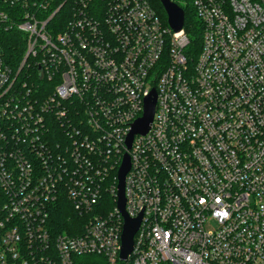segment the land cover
I'll return each mask as SVG.
<instances>
[{
	"label": "built area",
	"instance_id": "2783aa9c",
	"mask_svg": "<svg viewBox=\"0 0 264 264\" xmlns=\"http://www.w3.org/2000/svg\"><path fill=\"white\" fill-rule=\"evenodd\" d=\"M55 1L0 0V264H264V0H191L196 56L149 0Z\"/></svg>",
	"mask_w": 264,
	"mask_h": 264
},
{
	"label": "water",
	"instance_id": "95a60500",
	"mask_svg": "<svg viewBox=\"0 0 264 264\" xmlns=\"http://www.w3.org/2000/svg\"><path fill=\"white\" fill-rule=\"evenodd\" d=\"M158 1L164 10V13L166 15V21L169 28L175 33L181 31L185 21V14L183 9L179 7L178 4H176L172 0H158ZM155 102H156V94L155 91L152 90L150 95L145 99L143 116L132 125L131 132L126 140V147L128 149H130L132 139L135 135H145L148 132L153 119ZM129 168H130L129 156L128 154H125L117 174L118 184H117V201H116L117 209L124 219V225L121 234V251H120V257L122 259H126L127 256L132 252L133 238L141 222V216L137 217L136 219H130L128 218L125 212L124 182H125V176L129 171Z\"/></svg>",
	"mask_w": 264,
	"mask_h": 264
},
{
	"label": "trees",
	"instance_id": "16d2710c",
	"mask_svg": "<svg viewBox=\"0 0 264 264\" xmlns=\"http://www.w3.org/2000/svg\"><path fill=\"white\" fill-rule=\"evenodd\" d=\"M73 0H56L55 5L58 2L59 4H63L59 14H57L55 20H57L58 30H62L66 24V21L71 16V8H72ZM152 6L157 10L162 20L166 23V15L164 13L163 8L161 7L158 0H149ZM179 7H181L185 14L184 21V31L189 39V45L186 50L187 54L192 56H196L199 48H200V29L198 26V22L195 18V15L191 9V0H172ZM56 7V6H54ZM64 18V19H63ZM1 41L0 45L2 46L5 55H7V59L11 60L13 63L19 61L22 57L23 49H19L21 46V36L14 31L8 33H0Z\"/></svg>",
	"mask_w": 264,
	"mask_h": 264
},
{
	"label": "rangeland",
	"instance_id": "374dc122",
	"mask_svg": "<svg viewBox=\"0 0 264 264\" xmlns=\"http://www.w3.org/2000/svg\"><path fill=\"white\" fill-rule=\"evenodd\" d=\"M67 213H69V210L67 211Z\"/></svg>",
	"mask_w": 264,
	"mask_h": 264
}]
</instances>
